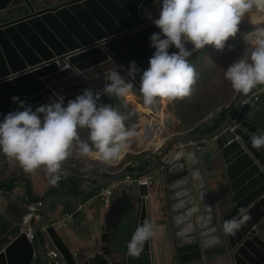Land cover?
Wrapping results in <instances>:
<instances>
[{
    "label": "water",
    "instance_id": "water-1",
    "mask_svg": "<svg viewBox=\"0 0 264 264\" xmlns=\"http://www.w3.org/2000/svg\"><path fill=\"white\" fill-rule=\"evenodd\" d=\"M156 1L0 0V118L17 109L13 95L38 106L48 102L54 91L64 94L66 101L90 87L101 91V103L121 104L124 97L103 94L105 75L113 63L124 65L117 70L126 79L129 61L135 60L141 69L148 66L154 51L149 36L159 31L148 8ZM202 49L188 57L191 63ZM66 56L71 67L59 70L53 60ZM138 81L139 73L130 92L141 96ZM260 86L241 93L213 132L174 136L143 171H118L78 196L47 197L32 228L37 247L20 229L0 244V264H54L48 258V244L59 251L65 264H165L157 262V240L169 245L177 264H264V147L257 149L250 143L253 132L264 130V92L258 94L259 103L240 107ZM149 174L160 179V203L154 205L147 186L138 185L135 221L131 204L114 229L103 230L88 254L76 253L50 222L57 203L81 202L117 180ZM236 218L243 221L240 228L223 232V222ZM144 221L153 223L154 235L132 254L128 242Z\"/></svg>",
    "mask_w": 264,
    "mask_h": 264
},
{
    "label": "clouds",
    "instance_id": "clouds-1",
    "mask_svg": "<svg viewBox=\"0 0 264 264\" xmlns=\"http://www.w3.org/2000/svg\"><path fill=\"white\" fill-rule=\"evenodd\" d=\"M245 18L252 25L243 35L246 47L223 67V77L242 94L264 85V0H160L158 14L152 19L159 31L149 36L154 51L148 66L141 69L135 60L129 61L126 79L117 70L124 65L113 63L105 75L103 94L126 96L134 89L133 79L139 73L137 90L146 106L157 98L190 96L198 73L188 57L206 45L223 48ZM189 43L191 47L186 46ZM170 47L177 51L170 52ZM100 95L101 91L84 87L65 101L64 94L54 91L48 102L34 110L13 95L17 109L0 118V153L15 159L25 172L43 166L52 184L60 179L61 163L73 150L104 163L118 159L135 132L125 126L120 112L100 102ZM85 128L87 140L81 139L78 131ZM250 143L257 149L264 147V130L253 132ZM242 222L241 218L225 220L222 230L232 233ZM154 231L151 221L138 224L128 242L129 252L137 253Z\"/></svg>",
    "mask_w": 264,
    "mask_h": 264
},
{
    "label": "crops",
    "instance_id": "crops-1",
    "mask_svg": "<svg viewBox=\"0 0 264 264\" xmlns=\"http://www.w3.org/2000/svg\"><path fill=\"white\" fill-rule=\"evenodd\" d=\"M129 93L132 98H136V100L139 101V104L142 107L148 109L149 113H145V115L141 117L139 116L137 125L132 128L134 130L138 126V124H140L139 131L136 132L135 137L130 140V143L127 145L128 151L121 159L118 160L119 163L117 165L111 163H104L87 156L88 159L92 162L93 166L90 169L89 162H85L84 159L81 158L79 159L80 164L88 165L82 168L74 163L77 157L73 156L71 152V154L61 163L60 178H64L66 180L69 177H75L79 180H96L97 182L98 180L106 178L103 177L102 173L98 171H93V168L97 164H105L106 167H109L110 165L118 167L114 172L111 173V176L112 174H115L116 172L121 170H132L136 172L143 171L147 167L144 165V161H146L147 159H151L152 156H154L152 152L156 151L157 148L154 151L148 153L147 151L149 150L145 149L144 143L142 144L141 141L146 140V135L148 133H151V130L155 125L159 127V118L162 113H164L168 118H171V120H167V122L170 123L168 124L167 129L162 133L163 144L160 146V148L167 144L174 136L178 134L189 133L191 128L184 132L176 131L177 120L173 114L168 112L167 109L170 100L164 99L167 102V106L166 109H162L165 108L163 103L161 108L159 106L158 108L156 107L158 105V98L153 103L154 107H152L151 105L146 106L143 103L142 96H136L134 93L131 92ZM111 103L112 106H114V104L118 102L113 100ZM128 104H132L136 107V104L132 102H129ZM35 107L36 106H32L33 110L35 109ZM78 131L79 135L83 133V129H79ZM133 144L134 146H136L135 149L133 148ZM128 154H132L134 156L130 159H127L126 157ZM142 154H144V156L142 158H139ZM153 159L154 158L151 159V162ZM23 171V168L15 159L9 158L3 153H0V244L3 243L5 240L13 239L17 234L20 233L21 220L26 212V203L29 201L28 188L26 183L15 181V183H20L19 192H16L14 190L15 184L12 185V181L18 176L21 177L23 175ZM106 171L107 170L105 169L104 172ZM33 172L37 175V177L31 176L32 179H35L37 181H44L45 184L48 185L46 189H44L42 195V197H44V200L49 196L55 195H66L72 197L78 196L73 195L72 192V190L78 187L77 184L69 186L66 184L65 180L61 179H59L55 184L48 182L49 177L46 174L43 166H40L39 169L33 170ZM158 180L159 183L155 188V191L150 193V200L153 201L154 205L156 206L160 203L159 198L162 197V192L159 189L160 179L158 178ZM51 185H53L52 188L50 187ZM113 185L114 189L112 195V202L108 207H106L101 202L100 193L102 189L91 194V196L84 198L81 202H76L74 200H66V202L57 203L54 205V209L50 215V222L57 224L61 223L67 215H70L69 218H66V226L60 231V233L66 239L67 244L78 254L90 253L95 246L94 244L97 245L98 238L102 234L103 230L106 231L108 227L114 229L119 220L123 218L126 213H128L131 204L134 205L135 210L133 211V215L130 216L131 220L134 219L135 221L139 198L138 184L136 179L133 177L131 179L123 178L105 187ZM9 186H11V188H8ZM87 187V185L84 186V189L82 188L83 191ZM153 209H155V206H153ZM38 221L39 219L32 223V228L37 225ZM131 228L132 223L129 224V228H127V230L129 231ZM156 242L157 243L155 244V251L157 253V262L165 264H177V262L173 259L171 248L169 247V245L162 244L160 240H157ZM33 243L37 247L36 241H33ZM54 249L55 248L50 244L47 245L48 254L51 250ZM62 264H65V262L62 261ZM208 264L223 263L211 261Z\"/></svg>",
    "mask_w": 264,
    "mask_h": 264
},
{
    "label": "trees",
    "instance_id": "trees-1",
    "mask_svg": "<svg viewBox=\"0 0 264 264\" xmlns=\"http://www.w3.org/2000/svg\"><path fill=\"white\" fill-rule=\"evenodd\" d=\"M159 8L160 0H157L148 8V13L155 17L158 14ZM251 27L252 25H250L245 18L241 21L236 35L229 37L223 48L217 49L211 45L203 47L199 58L192 63L198 73L192 94L184 98L172 99L167 106L168 112L173 114L177 120V132H184L191 128L189 134H207L213 132L224 123L241 93L234 91L229 82L224 79L223 67H226L233 59L243 53V50L246 47L243 35L250 31ZM129 102L136 104V107L132 106V104H128ZM158 106L160 108L162 106L161 98H158ZM164 107L165 108L162 109H166L165 105ZM115 109L125 117L123 122L127 128L131 129L137 125L139 116H144L145 112L147 113V109L142 107L136 98L132 100L126 98V102L123 99L122 103L116 106ZM139 128L140 124L134 129V132H138ZM87 134L88 130L86 128L83 129L80 138L87 140ZM134 137L135 135L132 138ZM127 151L128 150L126 149L125 152H123L118 159L113 160L111 164L116 163L121 159ZM72 154L77 157L76 161H74L77 166L82 168L88 166L80 164L79 159L82 158L85 162H89V168L91 169L93 164L87 156H80L74 150L72 151ZM133 156L134 155L132 154H128L126 158L130 159ZM143 156L144 154L139 158H142ZM154 157L155 156H152V158ZM151 159L144 161V165L148 166ZM117 168L118 167L111 165L106 167L105 164H97L93 168V171L102 173L103 177H110L111 173ZM105 169L107 170L106 172H104ZM22 173L23 175L21 177L18 176L12 181V185L15 184V181L26 183L29 201L35 203L42 197L44 189H46L48 185H46L44 181L32 179L31 176L37 177L33 171H23ZM60 179L65 180L64 178ZM65 182L69 186L77 184L78 187L72 190V192L73 195H80L83 192L84 186L94 184L96 183V180L86 181L79 180L75 177H69ZM8 188H11V186ZM91 194L87 197L91 196Z\"/></svg>",
    "mask_w": 264,
    "mask_h": 264
},
{
    "label": "built area",
    "instance_id": "built-area-1",
    "mask_svg": "<svg viewBox=\"0 0 264 264\" xmlns=\"http://www.w3.org/2000/svg\"><path fill=\"white\" fill-rule=\"evenodd\" d=\"M53 62L56 64V66L59 70H62V69L66 70V69L71 67L69 57H67V56L66 57H60V58L56 57L53 60ZM261 92H264V85H261L256 90H254L252 93H250L246 98H244L240 107L243 108L244 106H246L249 103H251V104L259 103L258 94ZM161 101L163 104L167 103L166 100H164V99H162ZM160 150H161L160 147L157 148L156 151L152 152L153 155L154 154L157 155L158 152H160ZM136 181H137L138 185H146L149 193L155 191V188L157 187V185L159 183V180L157 179L155 174H149L146 176H142L140 178H137ZM50 187L52 188L53 185H51ZM19 189H20V183L16 182L14 185V190L16 192H19ZM113 189H114V185L109 186V187H103L101 190L100 199H101V202L106 207H108L112 202ZM43 207H44V197L40 198L35 203H32L30 201H28L26 203V212H25V215L22 217L20 229H21V232H24L26 234L28 240H30L31 242L34 241V236L32 233V223L34 221L40 219V217H41L40 211L43 209ZM80 208H81V206H80ZM69 217H70V215L66 216V218H69ZM66 218H64L61 223H58V224L53 223V225L56 227L57 231H61L66 226L65 225ZM76 253H75V255H76ZM48 258H49L50 262H54V264H62V261H63L60 258V253L57 249L51 250L48 254Z\"/></svg>",
    "mask_w": 264,
    "mask_h": 264
},
{
    "label": "bare ground",
    "instance_id": "bare-ground-1",
    "mask_svg": "<svg viewBox=\"0 0 264 264\" xmlns=\"http://www.w3.org/2000/svg\"><path fill=\"white\" fill-rule=\"evenodd\" d=\"M147 113H149V110L147 109ZM167 116L162 113L160 115V125L159 127L154 126L151 130V133H148L146 135V140H142L141 143H144L145 149H150V147L159 148L163 144V137L162 133L167 129V126L170 122H167L168 119L171 120V118H166ZM153 123V122H152ZM148 124V123H147ZM146 124V125H147ZM149 125V124H148ZM145 129V127H144ZM146 132V131H145ZM143 137V136H142ZM139 138V137H138ZM144 138V137H143ZM128 150V149H127Z\"/></svg>",
    "mask_w": 264,
    "mask_h": 264
},
{
    "label": "rangeland",
    "instance_id": "rangeland-1",
    "mask_svg": "<svg viewBox=\"0 0 264 264\" xmlns=\"http://www.w3.org/2000/svg\"><path fill=\"white\" fill-rule=\"evenodd\" d=\"M126 98L128 99V100H132V99H134V98H132V96L130 95V93H128L127 95H126ZM126 98L124 97V101L126 102ZM132 98V99H131ZM164 105L165 106H167V103H164ZM132 106H134V105H132ZM152 107H154V104H152L151 105ZM157 108H158V105L156 106ZM115 108V107H114ZM146 113V112H145ZM167 114V113H166ZM131 139H133V138H131ZM133 141V140H132ZM133 146H134V144H133ZM164 147V146H163ZM163 147H161V149L163 148ZM134 149L136 148V146H134L133 147ZM127 148H125L124 149V151L123 152H125V150H126ZM156 148L155 147H153V148H151L150 147V149H148L149 151H147L148 153H150V152H152V151H154ZM122 152V153H123ZM154 156H156V154H154ZM40 167H38L37 169H39Z\"/></svg>",
    "mask_w": 264,
    "mask_h": 264
}]
</instances>
